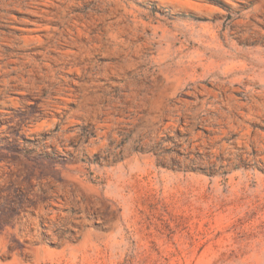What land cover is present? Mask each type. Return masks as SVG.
Instances as JSON below:
<instances>
[{"label":"rangeland","instance_id":"374dc122","mask_svg":"<svg viewBox=\"0 0 264 264\" xmlns=\"http://www.w3.org/2000/svg\"><path fill=\"white\" fill-rule=\"evenodd\" d=\"M0 264H264V0H0Z\"/></svg>","mask_w":264,"mask_h":264},{"label":"bare ground","instance_id":"6f19581e","mask_svg":"<svg viewBox=\"0 0 264 264\" xmlns=\"http://www.w3.org/2000/svg\"><path fill=\"white\" fill-rule=\"evenodd\" d=\"M179 1H187V0H179Z\"/></svg>","mask_w":264,"mask_h":264}]
</instances>
